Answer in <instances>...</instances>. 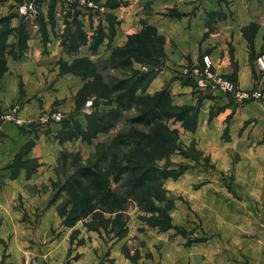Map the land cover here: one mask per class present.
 I'll use <instances>...</instances> for the list:
<instances>
[{"label": "crops", "instance_id": "0c3cea01", "mask_svg": "<svg viewBox=\"0 0 264 264\" xmlns=\"http://www.w3.org/2000/svg\"><path fill=\"white\" fill-rule=\"evenodd\" d=\"M24 1L0 3V264H121L118 254L132 231L105 243L97 231L64 226L53 205V186L62 182L56 161L77 142L62 140L59 123L83 126L95 111L114 108L104 99L87 107L95 97L83 99L82 92L97 85L95 71L115 72V52L146 29L160 43L157 53L130 58L127 72L140 108L159 101L191 110L196 128L190 135L211 164L230 166L238 197L220 198V238L185 247L156 234L166 239L164 254L212 264L224 246L236 259L228 264H264V166H255L264 156V73L250 62L264 46V0H42L37 15L23 18L17 7ZM253 25L250 50L242 29ZM203 56L239 90L261 89L262 99L238 104L182 78L181 68L201 64ZM12 110L20 126L1 121ZM56 114L63 117L59 123ZM135 234L144 242V231ZM138 264H144V247Z\"/></svg>", "mask_w": 264, "mask_h": 264}, {"label": "rangeland", "instance_id": "374dc122", "mask_svg": "<svg viewBox=\"0 0 264 264\" xmlns=\"http://www.w3.org/2000/svg\"><path fill=\"white\" fill-rule=\"evenodd\" d=\"M30 1L33 0L24 2ZM256 27L242 29L250 50ZM260 54H264V46ZM255 59V54H251L250 62L256 70ZM125 69L106 71L103 75L120 78ZM101 110L105 112L102 120L78 124L77 134L68 139L77 141V145L71 142L56 161L62 182L53 186V205L62 224L97 229L105 243L123 240L132 231L133 235L126 238L119 251L121 264H138L142 247L144 264H192L164 254L163 244L166 239L168 242L177 239L189 247L221 237V217H216L220 198L226 193L237 197L230 166L211 164L208 154L190 135L196 128L194 113L174 111L169 119L146 126L131 123L137 115L132 108L114 109L111 115L106 113L108 108ZM261 143L264 144V139ZM232 160L236 163L239 158L235 155ZM95 164L106 169L129 168L122 181L113 187L112 199L95 193L86 182L80 187H74L71 182L66 185L77 168ZM255 166H264L263 153ZM147 176L156 180L147 181ZM209 194L218 201L212 204ZM143 231L144 242L135 234ZM156 234H164L166 239H159ZM231 256V250L221 246L212 255V264L235 262Z\"/></svg>", "mask_w": 264, "mask_h": 264}, {"label": "trees", "instance_id": "16d2710c", "mask_svg": "<svg viewBox=\"0 0 264 264\" xmlns=\"http://www.w3.org/2000/svg\"><path fill=\"white\" fill-rule=\"evenodd\" d=\"M1 37L2 36H0V51L3 48V39H1ZM159 44L160 43L156 40V38H152V33L147 29L130 39L128 45L124 49H120L115 52L112 63L116 64V70L118 68H126L123 70L124 75L120 78H110L106 80L103 72L97 74L95 71L94 80L97 85L94 87H92V85L86 86L85 90L82 92V98L86 99L94 95V103L92 102L93 108L97 107V103L100 99H104L108 105H113L115 111L132 108V110L137 111V115L130 120L131 123L146 126L152 125L156 121L169 119V114L174 111L190 113L191 110H171L170 107L159 101L152 103L149 102V104L144 101V109H141L138 103L139 100L136 99L135 96L136 91L132 85H129V75L127 72L129 71L128 67L130 65V58H151L154 53H157L154 48H158ZM157 51L160 52L159 49ZM3 65L4 61L0 57V68ZM85 66L86 68L89 67L88 65ZM113 95L116 96L112 98ZM163 96L164 94H162L160 98ZM114 109L108 110L106 113H110L108 115H111L114 113ZM104 113L105 112L95 111L86 118V122L89 123L90 120L93 121L94 119L99 120L105 115ZM77 126L78 125L74 123L72 124V122L68 120L63 121L61 127L62 140L68 141L71 137L73 138L77 134ZM128 172L129 168L126 166H119L112 169L102 168L97 164L91 167H79L76 169L75 174L69 178V181H66V185L68 182H71L74 187H80L82 182H86L95 193L100 194L105 198L112 199L114 194L113 187L118 185ZM146 180L152 182L156 179L152 176H147ZM90 231H97V229H92Z\"/></svg>", "mask_w": 264, "mask_h": 264}, {"label": "built area", "instance_id": "2783aa9c", "mask_svg": "<svg viewBox=\"0 0 264 264\" xmlns=\"http://www.w3.org/2000/svg\"><path fill=\"white\" fill-rule=\"evenodd\" d=\"M40 1L42 0H33L18 5L17 13L23 18L34 17L38 13ZM82 4L88 9L96 8L92 1L82 2ZM255 67L259 73H264V54H260L256 57ZM180 75L184 79L193 81L197 88L202 90L217 91L224 95H230L238 104L250 101H259L262 99V92L260 89L253 92L241 91L237 88L235 81L218 75L215 72L210 56H203L201 64L181 68ZM91 105V101L86 102L87 107H90ZM53 120L59 123L63 120V117L60 114H56L53 116ZM1 121L4 123H12L16 126H20L22 124V122L15 116L14 110L10 111L8 114L2 115Z\"/></svg>", "mask_w": 264, "mask_h": 264}]
</instances>
